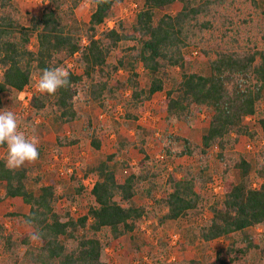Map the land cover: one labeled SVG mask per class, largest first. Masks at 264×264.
I'll return each instance as SVG.
<instances>
[{
	"label": "trees",
	"instance_id": "16d2710c",
	"mask_svg": "<svg viewBox=\"0 0 264 264\" xmlns=\"http://www.w3.org/2000/svg\"><path fill=\"white\" fill-rule=\"evenodd\" d=\"M81 1L46 0L40 15H32L23 25L13 0H0V108L2 94L20 93L43 69L62 66L70 73L71 87L54 95L33 94L29 100L32 114L61 126H80V135L95 151L101 148L103 127L93 123L97 114L93 118L87 107L104 109L107 101L119 104L126 92L123 118L131 126L144 104L165 91L160 113L167 126L181 123L188 129L204 114L206 131L199 143L165 131L158 141L173 165L168 170V164H158L145 153L148 130L134 126L138 145L121 138L116 152L86 167V175L96 176L89 191L93 205L79 217L69 210L60 214L56 206L61 198L73 202L76 195L81 196L82 183L74 187V194H58L57 185L44 184L32 167H5L6 152L0 157V202L10 198L29 207L27 214L6 216L16 218L31 232L41 231L43 237L34 246L31 232L6 231L0 224V264H106L105 249L126 235L139 233L145 220L153 232L167 221L190 222L215 177L221 181L222 200L209 207L211 216L206 223L185 229L186 242L228 240L210 264H254L255 258V264H264V147L252 160L231 152L242 138L253 140L258 131L264 138V110H260L264 34L259 35L260 45L247 39L242 46L238 31H234L237 38L229 36L230 29L221 32L220 27L233 24L230 0H142L130 33L121 23L100 29L121 0H91L94 9L88 21L79 23L74 9ZM175 3L180 9L174 15L157 16ZM128 42L132 44L124 46ZM190 46L198 48L207 74L190 67L183 53ZM69 60L72 67L67 66ZM139 69L145 73L144 84ZM171 69L179 70L178 80L169 78ZM120 71L124 79L118 78ZM169 82L171 87L166 90ZM248 117L255 118V130L246 122ZM78 142L74 137H57L55 147H72ZM131 145L142 158L135 170L120 178L117 169L126 168L127 163L117 157ZM1 149L7 146L0 145ZM214 149L209 161V151ZM183 158L192 162L174 166L176 159ZM258 227L263 230L259 237L253 232ZM142 243L147 254L160 252L159 242L155 246Z\"/></svg>",
	"mask_w": 264,
	"mask_h": 264
},
{
	"label": "rangeland",
	"instance_id": "374dc122",
	"mask_svg": "<svg viewBox=\"0 0 264 264\" xmlns=\"http://www.w3.org/2000/svg\"><path fill=\"white\" fill-rule=\"evenodd\" d=\"M232 4L229 5V14L232 17V26L226 25L219 30L223 32L225 28L232 30L230 37L239 39L240 45H245L246 40L259 41V35L264 34V4L260 0H230ZM142 0H121L115 4L112 14L107 18L101 26L102 29L116 26L121 23L125 32L130 33L131 27L135 22V17L138 11L142 8ZM13 5L17 9L20 21L23 25H27L32 15H40L43 7L46 5V0H13ZM94 9L91 0H82L74 9V17L79 23L87 22L90 14ZM180 6L175 3L167 7L162 12H157V16L162 14L174 15ZM245 22V23H244ZM234 31H238L237 37ZM216 32L218 38L220 33ZM227 40V39H226ZM36 41L33 39L31 47L35 48ZM131 42L124 43V46L131 45ZM260 45V44H259ZM197 52L196 55L193 52ZM185 57L190 61V67L194 71H202L204 74L208 73L206 62L201 58L198 48L190 46L183 51ZM200 55V56H199ZM113 60L112 58L110 59ZM72 61L67 62L68 67H72ZM140 82L147 81L145 73L139 69ZM169 78L175 80L179 79V70L171 69L168 72ZM126 75L123 72L118 73L119 79H124ZM39 77L34 76L31 84L22 92L4 93L1 95V102L3 108L0 112L12 111L18 120L19 130L31 139L35 138L38 143V150L40 149V157L35 163H25V167H32L35 175L42 178L44 184H56L57 193L74 194V187L77 183H82L85 188L81 196L76 195L74 201L71 202L67 198L59 199L57 203V210L60 214H64L69 210L73 217H79L87 212L89 206L93 205V199L90 196V187L96 180L94 174L86 175L85 169L87 166L95 165L100 159L117 151L116 144L121 138H128L131 144L138 145V137L135 134L134 126H140L148 131L146 136V145L144 146L145 153L157 161L158 164H168V170H172L173 165L170 161L165 159L162 152L163 146L158 141L162 139L165 131L177 136H186L189 140L195 143L200 142L201 136L206 131V123L204 114H201L199 120L190 128L187 129L184 124H171L167 126L161 119L160 102L165 97V91L158 93L152 101L144 104L138 113V120L133 126L127 123L123 118V101L128 98V92L123 93L119 104L112 101L106 102V108H98L91 105L87 107L88 112L94 118L95 125H102V145L98 151L90 147V141L80 135V126H61L54 123L50 118H43L42 116H33L29 100L33 94L39 93L37 89V81ZM171 83L166 86V90L171 87ZM260 110H264V101L261 103ZM34 117V118H33ZM251 130H255V118L246 119ZM116 126V127H115ZM116 128V129H115ZM117 130V131H116ZM257 132V131H256ZM118 133V134H117ZM57 137H74L78 138V144L72 147H63L57 149L55 147V140ZM264 147V138L258 131L253 140L242 138L237 144L233 146L231 152L233 154H242L248 160H252L255 153ZM7 149L0 150V157L6 154ZM216 149L209 151V161L212 160ZM142 158L141 153L131 145L127 150H123L118 154L117 160L127 163L126 168H118L117 173L120 178H124L135 170V165ZM192 160L183 158L176 159L174 166L178 164H189ZM181 176L180 173H176ZM75 176V179H71ZM213 183L207 184L204 193V201L200 205L197 213L194 214L193 219L188 221H167L162 226L158 227L153 232L150 221L145 220L141 225V231L126 235L119 240L112 243L110 247L105 249L103 260L106 264H188L189 261H194L196 264H210L216 254V251L224 248L228 244V240L220 238L212 243H203L196 241L193 245H189L185 240V229L189 226H201L210 218L209 207L215 202L222 200L223 194L221 191V181L219 177L213 179ZM163 186L164 179L160 181ZM2 192H0V196ZM159 196V194L157 195ZM140 196L136 197L139 202ZM28 205H23L17 200L10 198L4 199L0 202V224L6 231L16 230L18 233L31 232L30 227L19 225L16 218H8L6 214H23L28 212ZM261 228L253 229L254 234H261ZM173 236H178V241H172ZM147 241L150 245L155 246L157 242L161 244L160 252L151 251L147 254V247L142 241ZM37 246V241L32 243ZM1 258V257H0ZM257 258H255L256 263ZM158 261V263H157Z\"/></svg>",
	"mask_w": 264,
	"mask_h": 264
},
{
	"label": "clouds",
	"instance_id": "9594fccd",
	"mask_svg": "<svg viewBox=\"0 0 264 264\" xmlns=\"http://www.w3.org/2000/svg\"><path fill=\"white\" fill-rule=\"evenodd\" d=\"M102 2L105 0H98V3ZM36 86L39 92L54 95L61 88L71 87L70 73L62 66L43 69ZM0 145L7 146L5 167L10 170L19 169L25 163H35L39 159L37 141L19 130L17 117L12 111L0 112ZM42 237L43 233L39 230L30 233V239L34 241Z\"/></svg>",
	"mask_w": 264,
	"mask_h": 264
},
{
	"label": "built area",
	"instance_id": "2783aa9c",
	"mask_svg": "<svg viewBox=\"0 0 264 264\" xmlns=\"http://www.w3.org/2000/svg\"><path fill=\"white\" fill-rule=\"evenodd\" d=\"M105 22H107V20H105ZM112 27H114V26H110L109 28H112ZM193 54L194 55H196L197 54V52L195 51V52H193ZM250 117H248L247 119H249ZM251 119V118H250ZM93 185V184H92ZM92 188V186L90 187V189ZM221 188V187H220ZM222 190V189H221ZM178 241V236H173L172 237V241H174L173 243H175V241Z\"/></svg>",
	"mask_w": 264,
	"mask_h": 264
},
{
	"label": "crops",
	"instance_id": "0c3cea01",
	"mask_svg": "<svg viewBox=\"0 0 264 264\" xmlns=\"http://www.w3.org/2000/svg\"><path fill=\"white\" fill-rule=\"evenodd\" d=\"M28 212H24L23 214H27Z\"/></svg>",
	"mask_w": 264,
	"mask_h": 264
}]
</instances>
